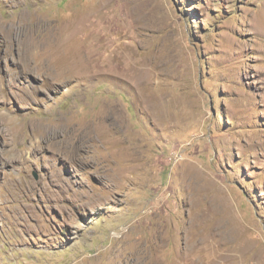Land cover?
I'll use <instances>...</instances> for the list:
<instances>
[{
  "label": "rangeland",
  "instance_id": "1",
  "mask_svg": "<svg viewBox=\"0 0 264 264\" xmlns=\"http://www.w3.org/2000/svg\"><path fill=\"white\" fill-rule=\"evenodd\" d=\"M99 1L131 76L53 84L35 47ZM259 14L264 0H0V264H264ZM74 34L53 70L79 55ZM94 119L105 132L69 140Z\"/></svg>",
  "mask_w": 264,
  "mask_h": 264
},
{
  "label": "bare ground",
  "instance_id": "2",
  "mask_svg": "<svg viewBox=\"0 0 264 264\" xmlns=\"http://www.w3.org/2000/svg\"><path fill=\"white\" fill-rule=\"evenodd\" d=\"M73 2L77 3V0H73ZM99 2H96L94 5H92V8H87L86 10L81 7L82 11L80 10L79 15H78V12L76 14H74V18H73L74 21L70 25V28H68L67 32H64V28H63V30H57L56 32L52 31L51 29H49V30L44 29L45 30L44 32L48 36L47 38H49V41H47V43L43 44L42 46L40 44L37 45L35 47V48H37V49H35L37 51L35 54L38 56L39 68H42L44 66L45 72L47 75L46 77L50 78L51 81L53 82V84H56L58 82L65 83L69 79L72 80L73 77L80 76L81 72H82V74L85 72L87 74L91 73L92 76H98V75L100 76V75H103L105 73H109V75H110V74H116V72H118L124 78L131 76V74H130L131 71H130L129 67L126 66V61L128 58L127 51L124 53V55L119 56L116 54V50H114V48H113L111 50V54H110L111 56H109V57L107 56L108 55L107 54L108 47H109V44H108L109 36L111 35V32L114 31V30L112 31V29L115 28V22L117 19L114 21V14H112L113 13L112 10L106 14L103 12V8L106 7L107 5H111L110 4L111 1H106V2L103 1L100 3ZM257 19L260 22L264 21V15L259 14V16H257ZM27 30H29L28 27H27ZM37 31H38V29H37ZM74 32H78V34H80V36H79L80 37V43H81L80 48L82 49V51H80V48H79V50H78L79 55H77V53L71 51L70 52L71 54H67V56L69 58L68 61H66L63 65L59 66L56 71L53 70V68H51V64H53V62L56 63L57 60L55 59L56 57L54 55H56V56L58 55V52H57L58 49L56 50V48L60 45L61 42H63V41L65 42V40L68 41V39L71 38L72 36L73 37L76 36V34H74ZM40 33H43V32L40 31ZM114 33H116V30L114 31ZM114 33H113V35H114ZM61 36L63 38L62 39L63 41H61ZM58 37H59L60 41H58ZM39 38H40V36H39ZM43 40H44V38H43ZM84 40L86 41L87 45L94 47V49L92 51L88 50V47L85 44ZM83 45H86V48H83ZM63 49H65V48H63ZM52 50H54L55 52L51 53ZM49 53L51 56H49ZM73 53H74V55H73ZM105 54H106V57L104 56ZM29 55H31V54H29ZM65 55H66V53H65ZM25 58H26V56H25ZM30 63H29V65H30ZM69 65H73L74 67L71 69H68L67 66H69ZM31 69H32V67H31ZM44 76H45V74H44ZM114 76H116V75H114ZM81 125L70 127L71 131H70L69 137H68L69 140H74V139L78 138L79 136H81V134H84V133H88L89 135L94 136L96 131L102 132L103 128H104V132L106 130L104 123H103V125L99 124V122L98 121L96 122L95 119L92 120V122H86V123L81 124ZM106 125H107V123H106ZM110 126H112V125H110ZM82 129L84 131H82ZM106 132H109V131L107 130ZM113 132H115V131H113ZM189 181H190V179H189ZM191 254L192 253H185L184 255H178V256H177V254H175L176 257L174 256L172 258L173 262L171 264H186V263L187 264H193V263L197 262L196 258L191 256ZM234 256H235V254H233V253L211 254V255H209L207 264H222L226 261L231 260V258L232 257L234 258ZM179 258H181V260Z\"/></svg>",
  "mask_w": 264,
  "mask_h": 264
}]
</instances>
